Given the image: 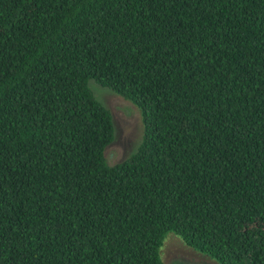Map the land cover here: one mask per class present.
Masks as SVG:
<instances>
[{"label":"trees","instance_id":"1","mask_svg":"<svg viewBox=\"0 0 264 264\" xmlns=\"http://www.w3.org/2000/svg\"><path fill=\"white\" fill-rule=\"evenodd\" d=\"M141 136L108 164V110ZM170 233L264 264V0H0V264H162Z\"/></svg>","mask_w":264,"mask_h":264},{"label":"rangeland","instance_id":"2","mask_svg":"<svg viewBox=\"0 0 264 264\" xmlns=\"http://www.w3.org/2000/svg\"><path fill=\"white\" fill-rule=\"evenodd\" d=\"M93 95L108 110L113 122V139L104 149L108 164L117 163L131 153L141 136V120L135 106L128 100L89 81ZM162 264H217L212 259L185 246L167 233L159 247Z\"/></svg>","mask_w":264,"mask_h":264}]
</instances>
